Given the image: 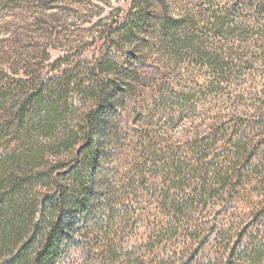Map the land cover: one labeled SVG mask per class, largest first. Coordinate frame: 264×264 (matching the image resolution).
Listing matches in <instances>:
<instances>
[{
	"label": "trees",
	"instance_id": "obj_1",
	"mask_svg": "<svg viewBox=\"0 0 264 264\" xmlns=\"http://www.w3.org/2000/svg\"><path fill=\"white\" fill-rule=\"evenodd\" d=\"M171 1L133 0L125 18L103 34L110 46L82 79L72 84L68 78L55 93L46 86L24 89L15 111L0 99L9 119L7 129L0 124V139L8 140L0 154V264H264V246L247 244L254 222L242 225L237 243L209 262L195 257L199 250L191 252L195 243L217 239L204 217L208 204L231 194L264 142L196 133L175 153L150 131L130 137L126 122L144 111L153 114L146 101L129 96L144 73L129 69L138 56L200 60L215 90H223L236 69L251 71L253 61L238 51L245 45L262 49L264 0H250L246 17L199 5L174 14ZM254 32L262 34L249 39ZM158 86L152 95L165 96V82ZM173 98L178 103L185 97ZM223 140L230 152L217 158L213 148ZM258 181L256 218L264 214V169ZM180 230L187 232L183 241L170 243Z\"/></svg>",
	"mask_w": 264,
	"mask_h": 264
},
{
	"label": "rangeland",
	"instance_id": "obj_2",
	"mask_svg": "<svg viewBox=\"0 0 264 264\" xmlns=\"http://www.w3.org/2000/svg\"><path fill=\"white\" fill-rule=\"evenodd\" d=\"M21 1L0 5V99L4 109L12 111L23 100L24 89L32 93L46 86V90L52 89L49 91L55 93L68 78L72 84L82 79L91 64L110 46L103 34L125 18L133 0ZM201 1L196 4L192 0H173L170 9L179 15L189 13L197 5L206 12L227 10L235 17H246L251 12L250 0ZM237 1L241 5H236ZM260 34L254 32L248 37L253 40ZM261 47L258 50L253 45H245L238 51L245 61H253L254 68L251 71L236 69L237 73L221 86L223 90L208 87L210 75L205 63L190 56L176 60L169 56L134 58L129 69L142 67L144 73L129 96L134 101H146L154 117L150 118L149 110L142 116L137 115L135 121L127 117L130 137L138 131H150L158 143L168 144L170 152L175 153L188 146L196 133L213 135L218 140L244 134L247 144L260 146L264 142V95L261 94L264 44ZM161 80L166 85L165 96L152 95L158 92ZM174 94L185 98L177 103ZM189 96L192 99L186 101ZM72 97L73 106L79 108V98ZM8 120L5 112L0 111V124L6 126L5 129ZM6 141L0 139V154ZM226 141L213 148L217 151L215 157L222 158L230 152ZM39 142L43 145L45 140L40 138ZM10 146L14 148L15 144ZM248 154L246 156H250ZM251 156L254 166L243 169L241 182L232 185L231 194L208 204L209 214L205 213L204 217L208 216L211 234L217 239L208 245L200 242L192 246L191 252L199 250L195 257L201 258L202 263L223 254L227 245L232 248L242 225L248 222H254L255 226L247 237V244L264 246V214L256 218L259 209L256 203L262 190L258 175L264 169V150ZM231 196L235 200H231ZM138 231L137 237L144 233V226ZM180 233L170 239V243L183 241L187 232L180 230Z\"/></svg>",
	"mask_w": 264,
	"mask_h": 264
}]
</instances>
